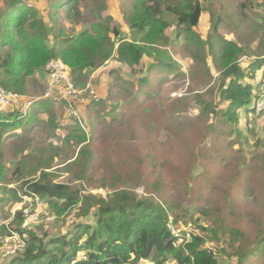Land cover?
Here are the masks:
<instances>
[{"label":"rangeland","instance_id":"rangeland-1","mask_svg":"<svg viewBox=\"0 0 264 264\" xmlns=\"http://www.w3.org/2000/svg\"><path fill=\"white\" fill-rule=\"evenodd\" d=\"M239 1L222 0L227 17L219 31L224 37L243 45L253 42L254 36L252 46L255 49L261 31L246 28L239 33ZM25 2L45 18L51 9V0ZM106 2L108 6L102 16H113L112 25L119 24L123 36L131 37L123 17V10L130 7V0ZM5 5L6 0H0V8ZM96 7L94 0H80L81 16L69 21L65 17L68 12L62 10L58 23L69 35H76L89 28L95 19L100 20ZM255 8L264 12L258 6ZM242 19L246 22V18ZM211 21L208 14L202 16L196 28L202 38L211 32ZM262 22L264 18L258 15L256 23ZM173 28L168 33L175 35ZM168 51L171 58L165 63L170 68L152 67V59L129 67L112 58L89 78L77 77L79 88L90 82L94 91L92 100L89 98L79 104L82 112L79 119L88 137L86 143H90L82 178L75 177L79 166L73 163L81 148L75 139L66 137L69 127L76 122L60 106L53 108L59 126L49 125L48 118L39 114L45 109L33 105L28 115L37 121L34 120L28 131L22 122L15 128L1 129L0 161L3 153L8 167L15 161L20 170L25 167L29 170L33 165L32 155L36 157L38 150L44 149L54 155L50 170L57 174L55 181L82 187L85 195L107 198L112 190L125 188L164 207L171 205L170 225L178 218L172 225L177 231L192 229L193 233L206 235L210 234L209 229H218L217 239H208L207 247L218 254L221 264H237L231 256L235 249L239 245L254 247L258 243L257 235L264 231V110L258 114L242 110L240 128L244 137L230 136L228 124L215 119L213 114H202V104L196 97L199 94L202 100L218 103L220 110L228 105V102L219 101V72L212 57H208L210 70L206 73L205 62L198 61L185 50L184 38L168 47ZM257 54H264V51L259 50ZM255 57H243L242 66L248 69ZM143 78L148 80L143 81ZM47 82L44 70L30 76L29 92L19 100L41 96L47 89ZM244 82L254 85L257 98L264 91V65L256 71V78L246 77ZM95 99H101V103L93 105ZM10 118L8 121L14 120L15 116ZM258 138L261 143L257 145ZM9 174L8 169L7 176ZM15 180L9 178L8 186L18 188L21 182ZM103 181L107 184L103 185ZM1 192L0 197L5 200L0 203V222L14 230L13 235H7L0 245V264H7L8 259H5L22 248L19 239L25 240L16 230L14 218L18 212L25 218L22 229L26 231L30 228L43 231L45 226L50 235L66 234L76 225L75 216L59 217L46 199L20 191L21 201L13 202L9 194ZM202 210L208 213L203 214ZM47 216L52 219L48 220ZM230 230L239 233L234 245ZM9 246L13 247L11 253L14 254L7 253ZM145 262L155 264L152 259ZM167 264L176 263L169 261ZM247 264H264V253L249 255Z\"/></svg>","mask_w":264,"mask_h":264},{"label":"trees","instance_id":"trees-1","mask_svg":"<svg viewBox=\"0 0 264 264\" xmlns=\"http://www.w3.org/2000/svg\"><path fill=\"white\" fill-rule=\"evenodd\" d=\"M79 3L80 0H51V9L46 17L49 25L45 16H40L25 0H6L5 7L0 8L1 87L20 95L27 94L28 78L45 71L46 64L52 60L63 61L75 75L77 84V77L89 78L91 73L112 58L129 67L145 59H152V67H168L165 63L171 58L168 47L175 46L179 39L184 38L185 50L198 61L205 62L206 73L210 70L208 57H212L219 72V101L228 102L226 109L220 110L218 103L202 100L197 94L202 114H213L215 119L228 124L230 136L244 137L240 128L241 111L258 114L253 108L255 87L244 79L256 78V71L264 65V54H257L259 50L264 51V22L256 23V17L261 15L264 18V12L255 8L258 6L264 10V0H240L237 4L239 33L246 28L261 31L255 49L252 46L254 36L253 42L243 45L220 33V25L227 17L222 0H130V7L124 8L123 17L131 37L123 36L119 24L112 25L113 16H102L108 6L106 0H94L100 20L95 19L89 28L69 35L66 28L59 25L58 17L60 11L66 10L65 17L69 21L75 20L81 16ZM204 14L212 20L211 32L206 38L196 31ZM242 17L246 18V22ZM172 28L176 31L175 35L168 33ZM245 56H256L248 69L241 63ZM142 80L147 81L148 78ZM39 105L45 109L39 114L48 118L47 123L59 126L57 114L53 112L54 104L45 100ZM8 116L9 119L15 116V119L0 123V141L3 135L1 129L15 128L22 122L25 131H28L36 120L31 114L20 120L19 112H10ZM75 122L69 127L66 137L75 139L81 148L73 162L79 166L75 177L80 179L86 171L87 160L84 158L90 153V143H86L88 137L82 126ZM256 143L260 144L261 139L258 138ZM1 156V193L9 194L13 202L21 201L20 191L39 196L47 200L59 217H76V225L70 232L50 235L45 226L43 231L23 230L25 218L18 212L14 218L18 227L16 230L23 238L27 234L26 245L16 255L6 258L7 264H125L147 259H152L155 264H167L169 261L176 264H221L218 254L206 245L208 239H217L219 230L209 229L210 234L206 235L192 233L189 241L180 240L169 226L171 205L164 207L125 188L112 190L107 198L85 195L82 187L55 181L57 174L50 170L54 155L44 149L38 150L36 157L32 155L33 165L31 168L28 166L29 170L26 167L20 170L15 161L8 167L3 153ZM8 169L11 171L9 176ZM66 169L71 170V167ZM8 177L21 182L18 188L8 186ZM106 184L103 181V185ZM4 200L0 197V203ZM74 210H77L75 214ZM202 213L208 212L202 210ZM177 221L178 218H175L172 225ZM13 230L0 222V245L7 235L13 234ZM230 232L234 245L239 233ZM256 239L258 243L254 247L239 245L235 249L231 256L237 264H247L251 254L264 253L263 230Z\"/></svg>","mask_w":264,"mask_h":264},{"label":"built area","instance_id":"built-area-1","mask_svg":"<svg viewBox=\"0 0 264 264\" xmlns=\"http://www.w3.org/2000/svg\"><path fill=\"white\" fill-rule=\"evenodd\" d=\"M45 74L48 80L45 93L37 98H26L30 100H19L26 94L20 95L0 86V123L7 122L9 120L8 114L10 112L18 111L20 113V118H24L28 115L29 110L36 102L49 100L56 107H64L67 115L76 119L75 121H78L84 128L82 121L79 119V115L82 113L79 104L87 102L89 98H91V100L93 99V86L90 82H88L84 88H79L77 86L75 76L65 67L63 61L61 60H52L48 62L45 67ZM98 100L100 99H95L93 101ZM253 108H255L256 113H260L264 110V91L261 92L257 98H255ZM47 219L50 220L52 217L47 216ZM169 226L174 236L180 240L189 241L191 239L193 233L192 229L177 231L172 224ZM24 239L25 240L19 239L18 242V244H21L22 246L21 249H23L26 245V238L24 237ZM12 248L13 247L9 246L7 253L14 254L11 253ZM125 264H146V262L145 260H140L127 262Z\"/></svg>","mask_w":264,"mask_h":264},{"label":"clouds","instance_id":"clouds-1","mask_svg":"<svg viewBox=\"0 0 264 264\" xmlns=\"http://www.w3.org/2000/svg\"><path fill=\"white\" fill-rule=\"evenodd\" d=\"M74 75V74H73ZM75 76V75H74ZM101 100V99H100ZM43 101H45V100H43ZM43 101H39V102H36L34 105H39L41 102H43ZM95 102H98L99 103V100L98 101H93V105L94 104H98V103H95ZM55 106V105H54ZM88 106H90V104L88 105ZM56 107V106H55ZM28 116V115H27ZM25 118V117H24ZM20 119H22V118H20Z\"/></svg>","mask_w":264,"mask_h":264}]
</instances>
